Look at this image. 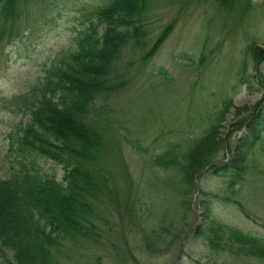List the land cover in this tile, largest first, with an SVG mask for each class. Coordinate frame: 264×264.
Returning a JSON list of instances; mask_svg holds the SVG:
<instances>
[{
  "label": "rangeland",
  "instance_id": "374dc122",
  "mask_svg": "<svg viewBox=\"0 0 264 264\" xmlns=\"http://www.w3.org/2000/svg\"><path fill=\"white\" fill-rule=\"evenodd\" d=\"M149 1L145 22L149 47L167 28L172 32L146 63L142 58L149 47L126 49L114 65L117 69L111 78L116 89L98 96L93 106L92 119L97 117L95 126L103 142L95 166L111 186L108 191L102 186L91 201L94 216L100 220L99 242L81 239L75 246L68 243L53 250L52 260L54 264H264L240 251L214 252L203 236L190 237L178 261L179 249L174 246L180 244L176 232L180 230L158 234L155 212L165 210L168 197L170 205L180 207L190 184L185 181L182 185L178 166L166 171L152 160L171 146L177 154L191 153L222 103L232 100L219 130L217 156L220 162H229L228 153L238 135L232 126L235 114L240 110L239 118L251 115L264 94V88L256 84L257 79L264 80V0ZM99 3L58 0L56 8L44 9L42 16L41 9L29 10L20 22L19 37L4 54L0 51V182L11 176L6 158L8 136L27 119L18 98L40 83L45 69L63 52L75 48L84 16ZM253 48L260 50V58ZM245 66L256 85L240 86L238 71ZM100 117L109 125L100 122ZM253 160L256 170L246 176L237 203L215 202L211 218L264 239L263 145L257 146ZM40 168L59 181L63 178L62 168L53 162H42ZM221 175L206 171L200 177L201 191L218 194L224 181ZM170 177L177 180L175 196L166 195ZM195 186L194 181L190 187L193 199ZM195 201L202 202L197 211L177 217L178 223L188 221L186 231L197 224L203 227L209 216L201 194Z\"/></svg>",
  "mask_w": 264,
  "mask_h": 264
},
{
  "label": "trees",
  "instance_id": "16d2710c",
  "mask_svg": "<svg viewBox=\"0 0 264 264\" xmlns=\"http://www.w3.org/2000/svg\"><path fill=\"white\" fill-rule=\"evenodd\" d=\"M54 1L0 0V43L7 46L18 37L19 23L29 10L41 9L42 16L44 9H52ZM147 10L149 0H109L108 6L95 8L86 28L75 39V49L63 53L45 72L42 82L19 99L27 119L9 135L7 156L11 176L0 182V264H54L55 249L68 243L75 246L81 239L99 242L100 220L94 216L91 201L100 194L102 186L104 191L111 186L95 166L103 142L95 126L97 117L92 119L93 106L98 96L116 89L111 77L122 53L128 48L137 51L147 47L148 34L143 26ZM170 31L171 28L165 31L142 61L151 59ZM252 50L260 58V50ZM240 112L236 113L237 119ZM226 113L223 111L210 131L195 142L191 153L177 154L176 147L171 146L152 158L155 165L166 171L178 166L182 185L187 181L193 186L196 175L217 161L219 130ZM262 113L264 116V105L259 117ZM100 119L109 125L106 118ZM262 122L248 125L247 134L230 151V160L221 170L224 188L212 198L233 201L238 197L240 184L255 168L251 157L254 149L260 139L264 142L260 130L264 128V119ZM247 123L248 119L236 122L233 127H244ZM42 162L61 167L62 180L41 170ZM236 162H241V166H235ZM166 183L169 189L166 195L175 196L177 180L170 177ZM190 187L183 192L180 207L170 205L172 200L168 197L165 210L155 212L159 218L158 234L162 232L165 236L164 233L179 228L178 242L187 234L188 221L178 223L177 217L193 211ZM195 236H203L214 252L228 249L231 254L240 251L242 255L264 260L263 239L209 216ZM234 246L237 249L233 250Z\"/></svg>",
  "mask_w": 264,
  "mask_h": 264
},
{
  "label": "bare ground",
  "instance_id": "6f19581e",
  "mask_svg": "<svg viewBox=\"0 0 264 264\" xmlns=\"http://www.w3.org/2000/svg\"><path fill=\"white\" fill-rule=\"evenodd\" d=\"M127 5H128L129 7H132V3H131V2H128Z\"/></svg>",
  "mask_w": 264,
  "mask_h": 264
}]
</instances>
